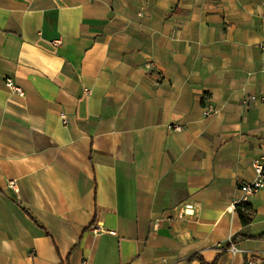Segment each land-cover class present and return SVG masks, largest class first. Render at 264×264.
<instances>
[{"label": "crops", "instance_id": "crops-1", "mask_svg": "<svg viewBox=\"0 0 264 264\" xmlns=\"http://www.w3.org/2000/svg\"><path fill=\"white\" fill-rule=\"evenodd\" d=\"M262 153L264 0H0V264H264Z\"/></svg>", "mask_w": 264, "mask_h": 264}, {"label": "built area", "instance_id": "built-area-1", "mask_svg": "<svg viewBox=\"0 0 264 264\" xmlns=\"http://www.w3.org/2000/svg\"><path fill=\"white\" fill-rule=\"evenodd\" d=\"M150 68H152V66H150ZM6 86L10 88L11 90H13L14 92H16L17 94L23 95L22 90L19 87H17L11 80L6 79ZM214 113H215L214 109L210 107L204 108V116L209 117L213 115ZM61 118L64 119V116L61 115ZM252 169L255 174L254 180L249 183L243 184L240 187V191L242 194L240 198L235 201V205L240 207L245 212L248 211L246 210V208H244V206L246 205L249 196L257 193L260 190H264V153L254 158V160L252 161ZM10 185L14 187L13 183H11ZM199 207H200V204L195 201L185 202L183 204H180L178 206V213H177L176 218L178 220H183V219H186L187 217H191L195 214V211L198 210ZM156 224H154L153 229L157 228ZM89 231L94 235H98L101 233H111V234L113 233L112 231L106 230L105 228L97 224L91 225L89 227ZM226 252L234 256L240 253L241 251L237 244L230 242L226 249Z\"/></svg>", "mask_w": 264, "mask_h": 264}, {"label": "trees", "instance_id": "trees-1", "mask_svg": "<svg viewBox=\"0 0 264 264\" xmlns=\"http://www.w3.org/2000/svg\"><path fill=\"white\" fill-rule=\"evenodd\" d=\"M244 208L249 210L248 205H245ZM238 214L243 224H247L249 222V219L245 215V211H243L240 207H238Z\"/></svg>", "mask_w": 264, "mask_h": 264}]
</instances>
